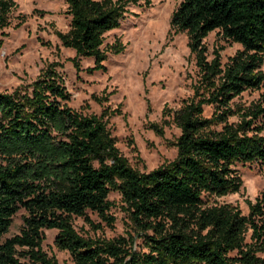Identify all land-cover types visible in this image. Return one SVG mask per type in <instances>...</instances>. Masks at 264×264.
I'll list each match as a JSON object with an SVG mask.
<instances>
[{"label": "trees", "instance_id": "obj_1", "mask_svg": "<svg viewBox=\"0 0 264 264\" xmlns=\"http://www.w3.org/2000/svg\"><path fill=\"white\" fill-rule=\"evenodd\" d=\"M62 1L68 29L56 37L73 51L74 67L78 58L92 60L91 73L103 70L107 50L120 51L102 49L103 35L119 27L129 8L151 0ZM14 8L0 0V29ZM168 26L186 36L204 92L169 115L179 131L175 157L146 173L119 154L104 113L82 115L65 105L69 95L56 65L27 89L0 92V264H50L40 252L42 230L56 231L53 244L72 264H264L257 256L264 253V176L245 216L203 201L239 191L235 164L264 166V0H181ZM212 31L239 46L224 65L217 51L205 61L202 40ZM245 91L258 96L232 107ZM203 105L212 107L208 119ZM109 193L119 196L143 250L132 248L131 237L87 239L74 231L72 218L91 227L87 211L111 227ZM18 210L25 214L18 234L2 239Z\"/></svg>", "mask_w": 264, "mask_h": 264}, {"label": "rangeland", "instance_id": "obj_2", "mask_svg": "<svg viewBox=\"0 0 264 264\" xmlns=\"http://www.w3.org/2000/svg\"><path fill=\"white\" fill-rule=\"evenodd\" d=\"M11 1L15 8L7 17V26L0 29V92L27 89L44 68L56 65L54 69L69 95L65 105L82 115L104 113L106 129L131 168L146 173L173 160V143L179 131L169 115L188 100L196 102L204 92L199 89L200 76L186 36L169 31L170 15L181 0H151L148 7L129 8L119 27L103 35L102 49L114 46L112 51H120L107 50L101 63L103 70L91 73L87 69L92 67V60L78 58L74 67L73 51L63 48L56 37L68 29L69 17L62 0ZM202 44L205 61L212 60L217 51L220 65L239 49L236 44L222 41L216 31L210 32ZM260 69L264 73V61ZM257 96L258 92L245 91L233 98L231 105L247 107ZM201 110L206 119L212 114L209 105ZM227 122L235 123L236 118L229 117ZM211 129L217 130L218 126ZM234 170L241 181L239 191L220 198L205 197L203 201L229 205L245 216L246 203L253 202L261 190L264 166L235 164ZM107 201L111 227L87 211L91 227L82 218H72L74 231L87 239L131 237L132 248L143 250L119 196L109 193ZM24 216L22 210L15 213L2 239L18 234ZM42 235L40 252L50 264H72L65 251L55 248V230H42ZM257 256L264 259V253ZM20 262L34 264L27 259Z\"/></svg>", "mask_w": 264, "mask_h": 264}]
</instances>
